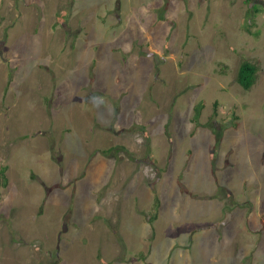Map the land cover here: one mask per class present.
Returning a JSON list of instances; mask_svg holds the SVG:
<instances>
[{
    "label": "rangeland",
    "instance_id": "1",
    "mask_svg": "<svg viewBox=\"0 0 264 264\" xmlns=\"http://www.w3.org/2000/svg\"><path fill=\"white\" fill-rule=\"evenodd\" d=\"M0 169V264H264V0H0Z\"/></svg>",
    "mask_w": 264,
    "mask_h": 264
},
{
    "label": "trees",
    "instance_id": "2",
    "mask_svg": "<svg viewBox=\"0 0 264 264\" xmlns=\"http://www.w3.org/2000/svg\"><path fill=\"white\" fill-rule=\"evenodd\" d=\"M249 3L250 0H247ZM251 9L254 12H257L256 7L252 6ZM250 14L248 9V15ZM256 71H258V66L255 63L249 62V61H242L238 67L237 75H236V82L237 84L244 90H249L256 80ZM217 132L215 133V135ZM218 138V137H217ZM4 179V171L3 169H0V180ZM1 185V182H0ZM156 206L158 205V202L156 201ZM156 214L153 213L151 217L149 218V222H152V218H155Z\"/></svg>",
    "mask_w": 264,
    "mask_h": 264
}]
</instances>
